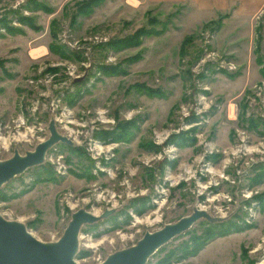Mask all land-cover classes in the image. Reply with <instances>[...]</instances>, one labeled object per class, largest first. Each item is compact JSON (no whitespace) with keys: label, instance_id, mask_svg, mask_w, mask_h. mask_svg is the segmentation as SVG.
<instances>
[{"label":"rangeland","instance_id":"1","mask_svg":"<svg viewBox=\"0 0 264 264\" xmlns=\"http://www.w3.org/2000/svg\"><path fill=\"white\" fill-rule=\"evenodd\" d=\"M214 3L0 0V161L49 121L71 142L0 186V215L51 242L109 211L79 229L97 264L200 209L145 264H264V0Z\"/></svg>","mask_w":264,"mask_h":264},{"label":"water","instance_id":"2","mask_svg":"<svg viewBox=\"0 0 264 264\" xmlns=\"http://www.w3.org/2000/svg\"><path fill=\"white\" fill-rule=\"evenodd\" d=\"M48 131L49 136L39 141L31 151L23 154L14 151L9 158L0 161V186L27 168L41 163L46 151L55 142L71 144L55 131L52 121H49ZM108 213L104 211L97 216L82 209L75 210L60 237L51 242L37 240L24 224L0 215V264H77L75 260L78 258L81 225L95 222ZM200 217L208 219L203 210L194 209L188 216L155 231L145 232L134 245L107 255L97 264H145L156 249L182 233Z\"/></svg>","mask_w":264,"mask_h":264},{"label":"trees","instance_id":"3","mask_svg":"<svg viewBox=\"0 0 264 264\" xmlns=\"http://www.w3.org/2000/svg\"><path fill=\"white\" fill-rule=\"evenodd\" d=\"M70 149L69 150H76L75 148H73V147H69ZM49 178V177H48ZM49 179H51V178H49ZM2 197H5V195H0V198H2ZM241 227L240 226H236L235 224H228V225H226L224 228H222L221 229V231L222 232H225V231H229V230H232V229H234V230H238V229H240ZM218 233V232H217ZM216 234V233H215ZM198 249V243H197V245L192 249V251H191V253L192 252H195V250H197ZM78 258L79 257H81V255H80V252L78 251Z\"/></svg>","mask_w":264,"mask_h":264},{"label":"crops","instance_id":"4","mask_svg":"<svg viewBox=\"0 0 264 264\" xmlns=\"http://www.w3.org/2000/svg\"><path fill=\"white\" fill-rule=\"evenodd\" d=\"M209 1H212V2H209L207 5H205V7H204V4H202V6H201V2L199 3V0H194V2H196L197 4H199L200 6H201V8L203 7V8H212V7H216V5H215V3H214V1H219V0H209ZM257 1H259V0H249V2L250 3H252V4H254L255 2H257ZM217 3H219V2H217ZM218 5V4H217Z\"/></svg>","mask_w":264,"mask_h":264},{"label":"bare ground","instance_id":"5","mask_svg":"<svg viewBox=\"0 0 264 264\" xmlns=\"http://www.w3.org/2000/svg\"><path fill=\"white\" fill-rule=\"evenodd\" d=\"M7 140V139H6ZM5 139H2L1 141L4 143V142H7Z\"/></svg>","mask_w":264,"mask_h":264}]
</instances>
